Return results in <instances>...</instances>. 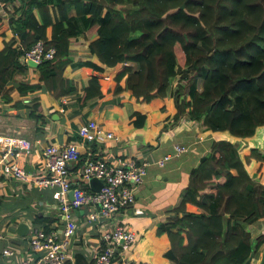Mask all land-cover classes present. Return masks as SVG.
I'll return each instance as SVG.
<instances>
[{"label":"trees","instance_id":"16d2710c","mask_svg":"<svg viewBox=\"0 0 264 264\" xmlns=\"http://www.w3.org/2000/svg\"><path fill=\"white\" fill-rule=\"evenodd\" d=\"M8 1L17 5L8 18L13 36L0 48L3 101L12 99L6 83L16 72L25 71L22 54L37 40L52 45L55 53L38 63V81L18 84L19 93L41 87L60 98L76 92L74 82L63 75L71 63L70 38L93 27L96 36L88 42L89 51L107 66L122 63L114 75V95L103 100L104 105L120 107L126 103L119 97L122 93L152 107L142 113L126 103L128 142L157 145L166 138L168 117L173 123L180 117L190 118L203 132L239 138L253 135L264 125V0ZM78 64L103 70L97 63ZM102 95L100 77L92 74L77 99L83 105ZM168 101L173 110L161 118L157 137L135 138V131L145 129L153 113L165 112ZM28 108L40 129L45 119L38 102ZM89 120L94 119L81 124ZM182 127L177 125L175 130ZM77 136L81 139L78 132ZM253 136L252 145L246 140L241 143L242 139L211 138L190 169L177 201L166 209L167 215L150 230L137 232L136 251L145 245L160 246L164 237L167 246L161 257L169 264H243L250 252L258 256L264 232L252 237L250 228L264 218L260 173L264 149L257 143L264 133ZM100 142L92 139L90 150L95 152ZM85 157L86 152L80 154L79 162ZM252 160L258 162L255 173L246 168ZM34 221L49 227L42 214H36ZM135 260L143 258L137 254Z\"/></svg>","mask_w":264,"mask_h":264},{"label":"crops","instance_id":"0c3cea01","mask_svg":"<svg viewBox=\"0 0 264 264\" xmlns=\"http://www.w3.org/2000/svg\"><path fill=\"white\" fill-rule=\"evenodd\" d=\"M15 5H17L15 1L0 0V48L5 40L13 36L8 18L13 13ZM95 36V30L91 27L86 30L84 35L70 38L71 63L65 66L63 75L74 82L76 86L74 93L55 98L51 91L40 87L21 95L18 91V84L38 81V65L27 62L25 71L14 74L13 78L6 83L11 87L10 96L12 99L10 101L0 99V133H18L29 138L33 143L31 152L23 156L21 160L27 171L40 173L44 163V146L49 141L58 144L71 140L79 142L77 127L88 118L94 119L105 130L112 131L117 138H106L104 135H99L98 138L101 142L96 147L97 154L102 155L108 162L124 157H134L150 162L147 166L145 179L136 192L135 202L125 215L129 227L140 234L142 229L150 230L158 220L167 215L166 209L177 201L179 193L186 186L190 169L209 147L211 138L216 136L238 141L242 139L241 143L244 144L246 140L248 145H252L255 143L253 135H263L264 125L256 128L255 133L251 135L253 137L239 138L231 136L229 133L203 132L198 122L183 124V127L178 131L174 129L170 132L169 129L173 126L171 121H167L168 117L164 123L166 124V138L157 145L146 147L135 141L128 142L130 130L126 123L127 104L131 109L142 113L150 112L152 107L149 102L130 98L122 93L119 94V97L127 104L123 103L120 107L115 106V108L104 105L103 100L114 95V75L122 68V63L113 66L101 63L97 55L91 53L88 48L89 40ZM82 61L100 64L103 66V70L98 71L86 65L79 66L78 63ZM92 74H97L100 77L103 95L81 105L82 102L77 99V96L83 94V87ZM121 84H124V78L121 80ZM34 102H38V111L43 114L45 119V122L40 125V129H36L37 123L29 115L28 105ZM172 110V103L168 101L165 112L153 113L147 127L136 130L134 137L141 139L157 137L161 118ZM175 143L184 144L194 149H188L178 156L166 159L162 166L158 165L156 160L172 151ZM257 143L264 149V139L258 138ZM246 148L247 146L243 148L242 152ZM80 149L82 154L85 150ZM79 161L71 165L73 171L82 166L83 163ZM256 164L258 162L252 160L250 164H246L247 170L250 173H255ZM260 173L263 175L261 177H264V168ZM53 190V187H42L31 180H16L6 174L0 175V264H22L29 256L26 239L20 238L22 236L16 232L19 222L27 223L28 227L33 223L41 225V222L34 221V217L36 214H42L49 221L48 228L61 232L64 217L59 203L52 197ZM132 214L143 215L132 217ZM76 222L75 234L67 244L68 257L62 264H93L96 247L100 243L97 229L96 227L87 228L86 225L80 224L81 219H77ZM250 232L252 237L264 232V218L255 220ZM137 242L127 253L131 259L135 260L138 254L143 258V261L152 264H169L161 257L162 251L167 246V240L164 237H161L160 246L154 245L151 248L145 245L139 251H136ZM5 247L11 250V254L3 253ZM263 249L264 242L260 246L258 256H253L251 262L258 264Z\"/></svg>","mask_w":264,"mask_h":264},{"label":"built area","instance_id":"2783aa9c","mask_svg":"<svg viewBox=\"0 0 264 264\" xmlns=\"http://www.w3.org/2000/svg\"><path fill=\"white\" fill-rule=\"evenodd\" d=\"M55 48L45 46L37 40L22 54V60L31 59L37 63L53 57ZM197 123L180 117L171 122L173 131L177 125ZM81 139L63 144L48 142L43 149L44 163L40 173L27 171L21 158L31 152L32 141L18 133H0V175L6 174L14 179L31 180L42 187H53L52 197L59 203L64 217L61 232L33 223L28 227L24 238L28 255L22 264H62L68 257L67 244L77 229V219H81L87 228L96 227L100 243L96 247L93 264H151L138 262L127 253L137 239V232L124 221L129 209L135 202L138 188L143 183L148 160L124 157L108 162L102 155L92 152L89 143L99 140V135L117 138L112 131L105 130L95 120H89L77 130ZM83 148L86 157L76 171L71 165L79 161ZM188 149L184 144L175 143L173 150L166 153L156 163L162 166L166 159L178 156ZM94 176L101 181V186L94 189L89 180ZM72 197L69 196V191ZM110 223V224H109ZM3 253L11 254L7 247Z\"/></svg>","mask_w":264,"mask_h":264},{"label":"water","instance_id":"95a60500","mask_svg":"<svg viewBox=\"0 0 264 264\" xmlns=\"http://www.w3.org/2000/svg\"><path fill=\"white\" fill-rule=\"evenodd\" d=\"M27 62L29 64H32V65H38L37 62L31 60V59H28ZM89 184L92 188L94 189H98L100 186H101V181L92 176L89 180ZM69 196L72 197V192L71 190L69 191ZM28 231V224L25 223V222H19L16 226V232L20 235V236H24L26 235ZM252 257H253V252H250L249 256L245 259V261L243 262V264H249L252 260ZM258 264H264V249L261 251V254H260V258H259V262Z\"/></svg>","mask_w":264,"mask_h":264},{"label":"rangeland","instance_id":"374dc122","mask_svg":"<svg viewBox=\"0 0 264 264\" xmlns=\"http://www.w3.org/2000/svg\"><path fill=\"white\" fill-rule=\"evenodd\" d=\"M7 9H8V8L6 7V11H7Z\"/></svg>","mask_w":264,"mask_h":264}]
</instances>
